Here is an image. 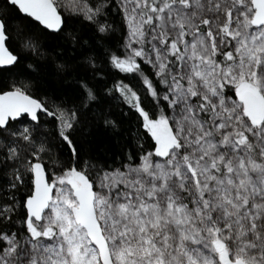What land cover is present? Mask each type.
I'll return each instance as SVG.
<instances>
[{
  "label": "snow or ice",
  "instance_id": "6c2138e0",
  "mask_svg": "<svg viewBox=\"0 0 264 264\" xmlns=\"http://www.w3.org/2000/svg\"><path fill=\"white\" fill-rule=\"evenodd\" d=\"M0 74V264H264V0H0Z\"/></svg>",
  "mask_w": 264,
  "mask_h": 264
},
{
  "label": "trees",
  "instance_id": "16d2710c",
  "mask_svg": "<svg viewBox=\"0 0 264 264\" xmlns=\"http://www.w3.org/2000/svg\"><path fill=\"white\" fill-rule=\"evenodd\" d=\"M61 3H70L71 0H60ZM13 19H11L9 21V23L16 25V24H20V23H24V24H29L30 21L28 18H24V19H20L16 17V14L13 13L12 14ZM87 35H85L83 37V39H87ZM32 57L29 56L28 59L25 61V63H30L32 61ZM37 61H39V58H36ZM50 71H52V69H49ZM118 78H123V76L118 77ZM5 79V76L3 74H0V86H2L3 81ZM8 79H10V77H8ZM50 87L53 91L59 92L60 91V84L57 82L56 77L53 75L50 78ZM113 141H114V137L109 136L107 133L103 132V130H99L93 133L92 137L90 138L89 143H87L85 145L86 150H91L92 152H97L100 150H111L113 148ZM3 182V178L0 177V183Z\"/></svg>",
  "mask_w": 264,
  "mask_h": 264
}]
</instances>
